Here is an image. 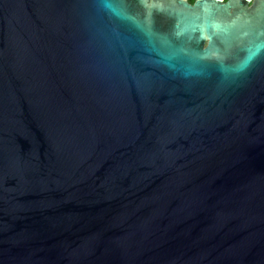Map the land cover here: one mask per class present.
Instances as JSON below:
<instances>
[{
	"label": "water",
	"instance_id": "95a60500",
	"mask_svg": "<svg viewBox=\"0 0 264 264\" xmlns=\"http://www.w3.org/2000/svg\"><path fill=\"white\" fill-rule=\"evenodd\" d=\"M0 264H264V0H0Z\"/></svg>",
	"mask_w": 264,
	"mask_h": 264
},
{
	"label": "flooded vegetation",
	"instance_id": "af4514ba",
	"mask_svg": "<svg viewBox=\"0 0 264 264\" xmlns=\"http://www.w3.org/2000/svg\"><path fill=\"white\" fill-rule=\"evenodd\" d=\"M190 2L193 1V0H189Z\"/></svg>",
	"mask_w": 264,
	"mask_h": 264
}]
</instances>
